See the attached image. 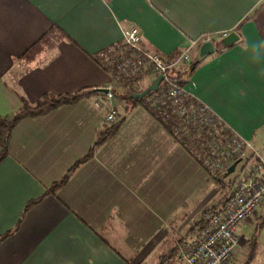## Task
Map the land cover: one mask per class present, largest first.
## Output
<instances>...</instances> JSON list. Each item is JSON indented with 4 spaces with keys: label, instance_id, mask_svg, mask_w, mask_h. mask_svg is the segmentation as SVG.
Segmentation results:
<instances>
[{
    "label": "crops",
    "instance_id": "1",
    "mask_svg": "<svg viewBox=\"0 0 264 264\" xmlns=\"http://www.w3.org/2000/svg\"><path fill=\"white\" fill-rule=\"evenodd\" d=\"M133 28L145 50L166 59L194 43L197 53L207 36L221 48L236 33L183 87L264 159V0H0V118L23 101L87 93L14 128L0 162V264H183L179 245L199 233L206 209L231 197L221 175L126 98L154 74L118 81L125 101L116 103L99 54ZM110 88L112 97L95 92ZM111 108L123 120L118 130L48 194L111 125ZM239 236L230 264H264V195Z\"/></svg>",
    "mask_w": 264,
    "mask_h": 264
},
{
    "label": "built area",
    "instance_id": "2",
    "mask_svg": "<svg viewBox=\"0 0 264 264\" xmlns=\"http://www.w3.org/2000/svg\"><path fill=\"white\" fill-rule=\"evenodd\" d=\"M141 45L140 31L137 28L128 30L122 45L100 52L102 68L117 81L137 80L149 73L156 78L164 76L159 89L146 97L148 110L169 123L178 140L201 143L208 153L203 167L211 174L227 173L238 160L244 164L225 206L209 216L206 226L192 240L178 247L183 264H230L240 244V225L257 212L262 202L264 159L249 142L230 133L208 106L197 103L170 77L172 68L191 66V48L195 43L174 61L149 52ZM108 95L112 97L113 88ZM96 105L102 107L100 103ZM118 117V110L111 108L105 123L113 124Z\"/></svg>",
    "mask_w": 264,
    "mask_h": 264
},
{
    "label": "trees",
    "instance_id": "3",
    "mask_svg": "<svg viewBox=\"0 0 264 264\" xmlns=\"http://www.w3.org/2000/svg\"><path fill=\"white\" fill-rule=\"evenodd\" d=\"M211 39L210 36H207L201 40L199 43L200 45L204 42ZM180 55L174 54L169 57V61H174L176 60ZM193 72L190 71L189 68L185 67H174L170 70V77L179 85L184 86L188 80V78L192 75ZM120 82H126L130 83L131 85L135 82V79H128V80H122ZM144 90L141 91H135V90H129L126 92L125 96L129 100V97L132 94L135 93H141ZM114 93V90H113ZM87 93L86 92H78L75 94H69V95H61V96H50L47 95L45 96L41 101L37 102L36 104H30L26 101H23L21 109L16 112L14 115L10 116L9 118H0V162H2L7 156H8V143L11 137V134L14 130V128L17 126V124L22 121L23 119L26 118H31V117H38V116H43L47 115L48 113L52 112L53 110L59 108L60 106L63 105H68V104H74L78 102L80 99H82ZM130 103L132 104H142L144 105L147 109L149 108L148 105L146 104V97L140 100H129ZM152 113V112H151ZM154 115V113H152ZM157 120H159L163 126L172 134V136L175 138V140L180 143L185 149L192 154L195 158L199 160V162L203 165L204 159L208 157V153L201 146V143L199 141L194 142L193 144L187 143L186 141H181L178 140L173 132L171 125L165 121H163L160 117L157 116ZM123 120H117L115 123L111 124L110 126H107L105 129H103L96 140V143L88 152L86 156H84L82 159L78 160L69 170L68 172L62 177L61 180L58 182L54 183L53 186L48 190L49 193H54L57 189L62 187L67 183L69 180L71 174L82 164L88 161L92 157V153L95 147L101 146L107 139L113 135L118 128L120 127L121 123ZM208 172V171H207ZM211 174L210 172H208ZM213 175V174H211ZM214 176V175H213ZM228 178V180H227ZM218 180V179H217ZM236 177L230 178V175L227 173L223 174L220 177V180H218L219 183L225 188H232L234 183H235ZM36 202L31 203L30 205L34 204ZM29 207V206H28ZM217 208H209L206 209L201 217V228H204L207 224V220L209 216L217 212Z\"/></svg>",
    "mask_w": 264,
    "mask_h": 264
},
{
    "label": "water",
    "instance_id": "4",
    "mask_svg": "<svg viewBox=\"0 0 264 264\" xmlns=\"http://www.w3.org/2000/svg\"><path fill=\"white\" fill-rule=\"evenodd\" d=\"M239 40V36L236 33H231L228 36H226L222 42H221V48H218L213 42L212 40H207L205 42H203L199 48L198 51L194 57V60L190 66V71L193 72L195 71V69L201 64V62H203L207 57L211 56L212 54L215 53L216 50H220L223 48H227L231 45H233L234 43H236ZM164 80V76H159L156 78L155 82L150 85L148 88H146L143 92L141 93H135L132 94L129 97V100H140L143 99L145 97H147L149 94H151L152 92H156L159 87L161 82ZM96 93H109V89H96L95 90ZM241 161L238 160L237 162H235L228 170L227 174L231 175L235 172L237 165L240 163Z\"/></svg>",
    "mask_w": 264,
    "mask_h": 264
},
{
    "label": "rangeland",
    "instance_id": "5",
    "mask_svg": "<svg viewBox=\"0 0 264 264\" xmlns=\"http://www.w3.org/2000/svg\"><path fill=\"white\" fill-rule=\"evenodd\" d=\"M191 55L195 57L196 52L191 53ZM119 85H120V82H118L116 80L115 81V86L117 87V90H118V94L116 95V103H120L122 101H125L124 93L122 92L121 85L120 86ZM243 166H244L243 163H239L238 166H237V168H236V170H235V172L230 175V178H234V177H237L238 175H241V169H242ZM227 180H228V178H227ZM222 190H223V192L224 191L227 192L224 187L222 188Z\"/></svg>",
    "mask_w": 264,
    "mask_h": 264
}]
</instances>
